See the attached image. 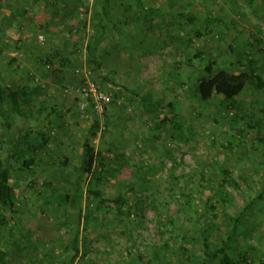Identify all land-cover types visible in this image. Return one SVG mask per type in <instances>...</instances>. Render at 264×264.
Returning <instances> with one entry per match:
<instances>
[{"label": "rangeland", "instance_id": "374dc122", "mask_svg": "<svg viewBox=\"0 0 264 264\" xmlns=\"http://www.w3.org/2000/svg\"><path fill=\"white\" fill-rule=\"evenodd\" d=\"M55 1L56 8L73 11L72 16L76 12L88 23L92 0H82L78 6L76 0H0L1 76L7 80L11 71L19 84L30 83L31 77L46 90L48 109L56 105L62 114L60 122L45 131L48 144L39 149L27 172L19 167L28 151L15 145L20 152L10 165L18 212H0L10 223L0 225V247L17 243L22 249H15L8 264H68L73 251L67 245L74 240L75 232L63 222L62 206L51 198L45 204L43 185L51 183L60 192L71 188L81 145L95 120L99 126L91 141L94 151H104L113 144L116 152L123 151L131 165L146 173L149 182L134 177L132 192L121 189L124 214L117 215L113 206L101 204L88 194L94 190L104 199H115L120 187L111 171L103 168L100 175L82 179L79 256L73 264H196L202 257V244L194 213L202 212L208 189L216 195L213 203L219 221L225 218L224 213L239 218L227 253L236 259L247 252V264H261L264 117L260 110L264 108V90H246L236 98L234 109L220 113L218 97L209 102L195 97L191 78L202 70L206 60L219 65L233 61L230 46L244 42L263 41L253 52L264 63V0H141L143 8L132 0H117L112 11L121 22L112 32L116 37L114 49L106 41L98 51L100 74L109 75L107 84L85 67L90 27L77 30L74 22L60 24L56 18L55 24L45 26L51 17L50 4ZM150 8L156 17L147 11ZM39 36H43L41 44ZM54 49L59 59L66 61L61 70L56 65L62 87L36 64L37 54H52ZM196 51L202 59L194 57ZM83 76L95 80L110 98L114 92L119 94L116 103L101 115L77 92ZM182 82L186 85L178 86ZM140 98L146 104L163 100L164 106L171 101L173 109L167 108L166 113L181 133L167 123L156 129L154 125L162 114L146 107ZM255 119L261 121L260 133L254 126ZM37 135L36 131L31 134L30 144H40ZM10 137L0 121V141L9 142ZM64 159L67 166H58ZM173 161L179 163L175 175L183 176L178 185L182 187L188 181L189 199L180 194L167 197L160 183ZM224 167L230 170L233 182L222 175ZM201 172L205 175L202 184ZM226 192L233 200L220 203V195Z\"/></svg>", "mask_w": 264, "mask_h": 264}, {"label": "trees", "instance_id": "16d2710c", "mask_svg": "<svg viewBox=\"0 0 264 264\" xmlns=\"http://www.w3.org/2000/svg\"><path fill=\"white\" fill-rule=\"evenodd\" d=\"M132 1L139 8H143L141 0ZM76 2L78 6L81 5L82 0H76ZM56 3L55 1L54 4H50L51 17L45 26L48 27L50 24H55L54 19L56 18L60 24H72L74 22L77 30H86L90 27L91 37L88 38L85 47V67L90 70V73L95 74L98 77L97 80L102 84L110 83L109 75L103 76L100 74L102 64L98 51L104 42L109 41L114 36L112 32L118 30L117 25L120 24L119 21L121 22L120 19L118 20L114 16L112 11L117 0H92L90 11L88 12V23H86L85 18H80L76 12L74 13L75 16H72L73 11L56 8ZM147 11H151L153 14L155 13L152 17H156V12H154L155 10L153 8ZM78 17L80 19L76 20ZM262 43L263 41L258 40L255 44L252 42H244L236 44V46L231 45L230 51L234 54V60L226 61L222 65H219L213 60H206L202 70L199 73L195 71L196 76L191 78L194 83L193 90L195 97L201 102H209L218 97L220 99L218 112L221 113L229 109H234L237 106L236 98L246 90H264V63H260L255 58L253 52L260 48L259 45ZM195 54L194 57L202 59V54L199 51H196ZM35 58L36 64H40L46 69L60 87H62L63 79L60 76L59 70L65 66L66 61L61 58L59 59L58 51L54 49L52 54H37ZM11 61L14 63L15 59ZM56 65L59 66V70ZM9 74L10 77L7 80L0 74V121L9 133V136L11 135L9 142L0 141V212L3 211L11 215L17 214L18 212L17 206L13 201L15 191L11 182L12 167L10 165L11 160L20 152L19 150H15V145L20 144L28 151V157L23 159L19 167L20 171L27 172L29 167L33 166L35 155L40 151L39 149H44L48 144L49 137L45 134V131L50 130L54 126V123H59L62 119V114L57 112L58 107L56 105L48 109L46 90L41 84L31 77H28L30 83L19 84L11 76L14 73L10 71ZM172 76L170 74V78ZM85 78V76L82 77L80 85L84 83ZM91 81L97 83L95 80ZM185 85L182 82L178 86L183 87ZM102 90L104 91L103 88ZM41 97H44V99L41 100ZM118 97L119 94L114 92L110 103L106 107L110 104H115ZM142 98L139 99L142 104L162 114L161 119L154 125L156 129L165 126L167 123L172 130L175 129L181 133L179 125L166 113L167 108L173 109V103L171 101L165 106L163 105V100H157L154 103L151 101L152 103H148V105ZM106 107L104 112L107 110ZM74 111L76 114H79L77 110ZM260 112L264 117V108ZM98 126L99 121L95 120L84 137L80 148L79 166L75 170L76 175L71 188L60 192L51 183H44L43 185L44 194L47 196L44 198L45 204H48L51 198L59 206H62L65 212L63 222L75 232L74 240L67 245V248L73 251V254L67 262L68 264H73L79 256L78 235L83 214L81 205L83 196V188L81 187L82 179L85 176L100 175L103 168H108L111 171L112 179L120 187L119 195L115 199H104L98 191L89 190L88 194L100 201L101 204H107L109 207L113 206L117 215L124 214L123 206L125 205V198L121 189L132 192L134 188L132 180L134 177L141 178L140 180H143L144 183L149 182L146 180V173L140 171L135 165H131L130 159L124 155L123 151L117 150L116 152L113 144L109 145L104 151L102 150L98 153L94 151L95 149L91 145V141L96 136ZM254 126L257 132L260 133L261 121L255 119ZM35 131L38 132L41 140L40 144L32 145L30 144L29 137ZM154 138L157 139L158 137L155 136ZM67 161V159H64V161L58 162L57 164L60 167H65L67 166ZM173 163L165 179L160 183H163L167 197L175 198L177 194H180L184 198L189 199L190 195L187 190L188 181L185 180V184L182 187L178 185L180 179L183 180V176L175 175V169L179 163H175V161ZM222 175L233 182L231 172L227 167L222 169ZM204 177V173L201 172V184L204 183ZM215 196L213 191L208 189L205 192V203L201 207L202 212L196 211L194 213V217L199 224L198 233L201 235L202 244V257L196 264H247L250 262L247 252L240 253L236 259H232L226 251L228 241L236 234L239 218H233L227 213H224L223 216L225 218L219 221V214L215 213L217 209L213 203ZM232 200V196L226 192L220 195L218 201L220 203H226ZM3 216H0V225L5 227L10 223L8 222L9 220L5 219L6 216ZM16 229H18L17 226ZM218 236H220L219 240ZM15 249L19 251L22 248L17 243L9 244L6 248L0 247V264H8L9 257L16 252ZM261 264H264V261Z\"/></svg>", "mask_w": 264, "mask_h": 264}, {"label": "built area", "instance_id": "2783aa9c", "mask_svg": "<svg viewBox=\"0 0 264 264\" xmlns=\"http://www.w3.org/2000/svg\"><path fill=\"white\" fill-rule=\"evenodd\" d=\"M38 40L40 44L43 42V36H39ZM77 92L91 102L93 110L101 115L104 113L105 107L110 103V96L105 93L101 86L97 83L85 78L83 84L77 88Z\"/></svg>", "mask_w": 264, "mask_h": 264}, {"label": "crops", "instance_id": "0c3cea01", "mask_svg": "<svg viewBox=\"0 0 264 264\" xmlns=\"http://www.w3.org/2000/svg\"><path fill=\"white\" fill-rule=\"evenodd\" d=\"M114 38H116L115 36H112V38L108 41V42H110V47H112L113 49H114V45H115V40H114Z\"/></svg>", "mask_w": 264, "mask_h": 264}]
</instances>
